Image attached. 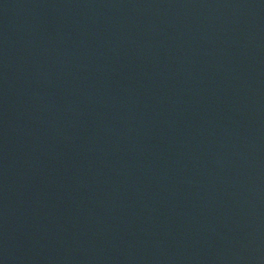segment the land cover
<instances>
[{"label": "water", "instance_id": "water-1", "mask_svg": "<svg viewBox=\"0 0 264 264\" xmlns=\"http://www.w3.org/2000/svg\"><path fill=\"white\" fill-rule=\"evenodd\" d=\"M0 264H264V0H0Z\"/></svg>", "mask_w": 264, "mask_h": 264}]
</instances>
